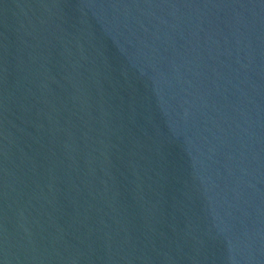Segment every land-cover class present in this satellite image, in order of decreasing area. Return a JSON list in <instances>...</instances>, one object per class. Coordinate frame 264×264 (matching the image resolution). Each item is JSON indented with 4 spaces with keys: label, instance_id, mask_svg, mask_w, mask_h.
Masks as SVG:
<instances>
[{
    "label": "water",
    "instance_id": "95a60500",
    "mask_svg": "<svg viewBox=\"0 0 264 264\" xmlns=\"http://www.w3.org/2000/svg\"><path fill=\"white\" fill-rule=\"evenodd\" d=\"M0 264H264V0H0Z\"/></svg>",
    "mask_w": 264,
    "mask_h": 264
}]
</instances>
